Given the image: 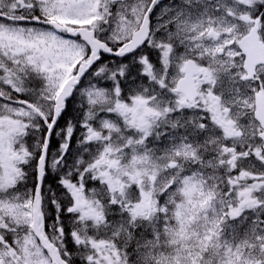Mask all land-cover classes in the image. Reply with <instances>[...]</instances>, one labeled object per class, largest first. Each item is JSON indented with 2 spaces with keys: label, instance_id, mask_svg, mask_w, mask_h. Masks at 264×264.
Wrapping results in <instances>:
<instances>
[{
  "label": "snow or ice",
  "instance_id": "obj_1",
  "mask_svg": "<svg viewBox=\"0 0 264 264\" xmlns=\"http://www.w3.org/2000/svg\"><path fill=\"white\" fill-rule=\"evenodd\" d=\"M0 264H264V0H0Z\"/></svg>",
  "mask_w": 264,
  "mask_h": 264
},
{
  "label": "trees",
  "instance_id": "obj_2",
  "mask_svg": "<svg viewBox=\"0 0 264 264\" xmlns=\"http://www.w3.org/2000/svg\"><path fill=\"white\" fill-rule=\"evenodd\" d=\"M75 106L73 105V103L70 104V107H69V115H71V112H72V109L74 108ZM63 123V122H61Z\"/></svg>",
  "mask_w": 264,
  "mask_h": 264
}]
</instances>
